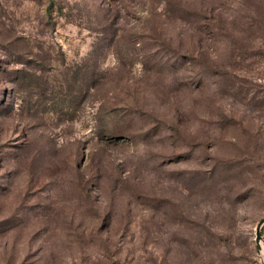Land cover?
I'll return each mask as SVG.
<instances>
[{"label": "rangeland", "instance_id": "obj_1", "mask_svg": "<svg viewBox=\"0 0 264 264\" xmlns=\"http://www.w3.org/2000/svg\"><path fill=\"white\" fill-rule=\"evenodd\" d=\"M264 0H0V264H264Z\"/></svg>", "mask_w": 264, "mask_h": 264}, {"label": "water", "instance_id": "obj_2", "mask_svg": "<svg viewBox=\"0 0 264 264\" xmlns=\"http://www.w3.org/2000/svg\"><path fill=\"white\" fill-rule=\"evenodd\" d=\"M264 225V217L258 222L257 227H256V242L260 244L262 240V233L261 229Z\"/></svg>", "mask_w": 264, "mask_h": 264}]
</instances>
